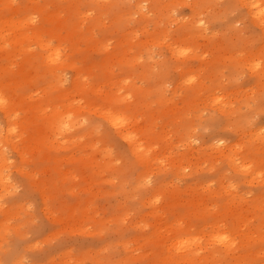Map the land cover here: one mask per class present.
<instances>
[{
  "label": "rangeland",
  "instance_id": "1",
  "mask_svg": "<svg viewBox=\"0 0 264 264\" xmlns=\"http://www.w3.org/2000/svg\"><path fill=\"white\" fill-rule=\"evenodd\" d=\"M107 1L108 2H106V0H97V2H95V0H82L81 4H79L80 0H0V20L7 17L15 18L17 16L25 17L26 19H28V17H34V20L31 19L29 20V23L23 25L22 31L29 32L31 29H34L33 26L43 29L50 27L57 29L52 38V40H54L52 41V44L55 45L61 43L64 46L65 54H68L70 57L72 55L71 58L73 60L77 57L75 61L77 62V65L86 69V77L90 78L88 79L89 81L93 78V73H99V62L105 56V51L100 50L102 53L96 49L93 51V48L89 45L87 39L91 34H94L96 38L104 39L105 42L108 43L107 47L110 53L118 50L120 55L121 52H124L125 57L142 55L137 63L129 64L132 67L128 66V64L121 66L116 59L111 60L109 69L112 70L114 75L112 74V78L110 77L104 82L102 86L103 90L107 93L116 92L119 95L123 94V96H127L126 102L123 103L125 105L127 102L131 103L136 99L130 93L134 85L137 86V88H150L151 93L148 96L149 99H147L148 97L145 98L140 95V100H137L142 102L137 104L140 105L136 107L137 109H133L136 111L134 115L138 118V123L140 125H144L145 123L150 124V126L153 127L152 130L161 135L168 132L169 139L167 138V140L159 142L164 148V150L162 148L161 152L164 154L163 159H180L181 155L190 150L189 153H186L188 158H190L189 161L196 162L200 168L197 172L190 171L189 167H186V159H183L184 173L176 179L172 170L169 169L171 165H168V160L164 163L165 166H163V168L165 169H162L160 174L155 173L156 170L153 171L154 174L150 176L151 178L149 177L147 180L148 182L146 181L147 184L144 185L145 188H135L134 182L141 170L140 164L134 162L127 143L106 122L101 113L85 105L81 94H75L74 98L72 97V103L73 105L80 107L82 112L80 116H82L83 122L87 123L90 121L95 125L96 136L93 135L92 138H85L79 144H73L71 146L66 144L59 147V144L53 143V147H49V149L45 148L46 150L44 149V154L39 153L32 145V141H21L17 136L15 137V134H17V129L15 127H26L28 132L33 134L35 129H37L36 123H39L40 120L32 114L23 112L18 106L14 105V109H17L14 111H8L6 108L7 101L11 98L14 99V103L16 104V102L18 100L20 101V98L22 97L23 106L46 100L44 96L41 97V92H35L38 89L37 85L43 84V79L38 74L39 71L42 75L43 67L41 57L38 56L41 52L39 51L40 47L34 38H21L17 43H14L13 41L0 42V47L4 49L3 51H0V67L6 66L9 62L6 52L16 51L13 57L14 64L9 65L6 72L0 70V81L10 84V92H0V101H4V104H0V148L3 151V156L5 155V162L2 163L4 166L0 167V172L4 175L2 176L3 179L1 178L2 183H0V264H52V262L53 264H143L145 263L144 260H148L149 257H151L149 256L151 250H156L155 247L159 248L161 246H159V244H161L160 242L162 241L164 247L172 249L170 250L171 252L178 254L179 252H184L176 249L173 243H176L178 238L187 237L196 239L197 244L201 247L197 250L199 253H206L207 249L219 251L218 263L216 264H229L226 262L229 260L228 257H224L223 253L229 257L242 258V256H240L241 254H248L250 251L252 252V250L259 253L258 261H260L258 264H264V238L258 240V242L257 240L253 241L255 238L254 236L257 234L260 235L261 232L264 236V227H262L264 226V214H262V218L259 219L257 217L258 212H254L250 206L253 197H257L258 194L264 198V195H262L264 194V161L261 162V160H264V84H256L255 75L252 72L254 70L244 61L245 56L260 51L262 52L261 58L264 62V35L262 31L250 21L246 8L242 6L238 0H236L237 3L234 0H200L202 5L199 9L194 7L195 0H175L176 3L169 7L172 16L170 20L169 17L164 16L157 11V4H155V2L162 1L161 4L165 5L171 0H117L118 2L120 1V5H118V2L116 3L115 0ZM135 1H141V12L148 14L147 19H142L140 12H136L137 2ZM87 3L89 5L92 4L93 8L96 7V10L92 9L91 6H89V8L88 5H85ZM110 4L113 7L117 4L116 6L119 9H116L115 6L114 8L116 11L114 8H112L113 10H110ZM54 5L56 6L54 7ZM79 5L85 6L80 8ZM152 6L153 12L149 13L148 7ZM44 7H46V9H44ZM64 9L66 10V14H64ZM107 10L113 13H110ZM41 13L46 15L49 14V19H42L43 15ZM82 13H85L87 16L85 14L82 15ZM76 15L78 17H76ZM102 15H104V18ZM67 17H69L70 20ZM71 17H74L76 21L75 19L71 20ZM83 17L84 19H81ZM194 17L200 19V26L203 28L204 26H207L204 28L205 34L186 36L183 33V28H185L184 24H189ZM64 18L65 20L68 19V23ZM86 18H88V20L90 18L91 20L88 22ZM38 19L40 20L38 21ZM84 20L87 21V23ZM64 21L67 25H63L65 24L62 23ZM112 22L115 23V25L111 24ZM95 23L97 26L94 25ZM67 26L71 29L65 28ZM164 28L168 29L165 40L166 42L160 41L154 43V45H151L153 42L147 43L153 33L157 34L159 31L161 33ZM77 31L81 33L77 34ZM111 31L114 32L115 36L114 34H111L113 33ZM115 32L120 36L117 39ZM3 33L6 34L10 40L12 39L13 36L11 34L13 32L11 30L3 31ZM75 35L76 37H74ZM101 36H104V38ZM124 38L126 39V47L123 45ZM68 39L71 40L68 41ZM79 39L81 40L80 43ZM82 39L83 42H87V45L82 42ZM181 39L183 40L180 41ZM176 40L180 41L177 44L190 46L193 50L192 52L195 54L197 53L199 57L201 56V59L194 56L192 58V56H189V53L182 57L173 56L170 52L169 46H173V43L176 44ZM75 41H78L77 44ZM112 42L118 46H114ZM167 43H171L172 45L170 44L167 46ZM78 46L80 51H78ZM120 47L122 49H119ZM74 49L77 51H74ZM81 49H83V51ZM70 50L74 52H71ZM130 51L132 53H130ZM84 54L85 57H87L86 59ZM232 54H236L240 57L238 62L230 59ZM144 55L146 58L143 57ZM24 56L28 57V60L30 61L24 63L21 62ZM79 59L85 60H83L84 65L83 62H81L82 60L80 61ZM178 61L180 62V67L177 64ZM182 61L184 62V65L182 64ZM22 63L23 65L20 68ZM143 63L145 64L144 66ZM229 65H231V67ZM95 66L97 68H95ZM144 67L148 68L150 75L153 78H151L150 75L144 74V77L141 74ZM165 67L166 69H163ZM92 68L95 69L93 70ZM186 68L200 69V74H198L203 79L202 81L204 82L205 87H207L208 81L210 83L214 80L210 84L208 83L209 86L207 88H214L212 92L223 94L226 97L227 102L231 101L232 103H230L232 105L230 107L233 108L232 112L226 114L225 112L221 113L214 109L209 101H207L208 99H205L207 95L206 92L204 93L205 97L203 96L204 99L202 98L203 100L200 101L199 104L200 108L201 106L204 108L201 109V113L197 115L199 118L195 115L196 111L194 109L191 110L189 107H187V109L184 104L188 101L187 97L189 98V93L184 92V90L186 91L189 87L180 82L181 76L185 74L184 70H186ZM96 69L98 70L95 72ZM109 69L105 70L106 75L109 74ZM127 69L134 71L132 77H127V73L129 72ZM92 70L94 72H92ZM61 73L64 77L61 88H68L74 70L64 68L61 70ZM153 73L154 75H152ZM21 74H25V76L20 77ZM34 74H36L37 77L35 76L34 80H32ZM88 74H91L92 76H89ZM105 74H103V76ZM204 74L206 76H204ZM29 77L31 78L29 79ZM161 78L164 80V82L162 81L164 96L166 98H173L176 108L179 110L175 114L162 110V107L157 105L158 103L155 100L153 92H157L154 89L160 85ZM145 81L149 83L146 84ZM219 81H222L220 84L223 89L218 83ZM153 83L155 84V87H153ZM217 83L219 85H217ZM19 86V89L23 92L17 88ZM158 89H160V86H158ZM218 89L221 90L218 91ZM58 93L59 92H53V95L56 96ZM142 97L145 98V101L151 103L148 110L144 106L146 105V102L143 101ZM180 100L181 102L183 101V103H181ZM95 101L98 104L102 101V98H97ZM144 102L145 104H143ZM44 104L46 105L45 111L47 112L51 106H48L47 103ZM245 106L246 108H244ZM238 111L241 112L238 113ZM234 113H236V115ZM174 117H177L178 121L172 122L171 120ZM191 117H195V123L198 122L196 124L197 126L195 125L193 127V143L190 144V146H184L182 144L175 145L178 141L175 137V133L173 135L171 133L172 127L173 131L176 127L178 128L180 126L178 129L181 128L180 131H182V125H186ZM226 117H228L229 123L227 122ZM186 118H188V120H186ZM184 119L186 120V123L184 122ZM169 120L171 123L167 125V123L170 122ZM179 120L183 121V123H180ZM22 124H24V126H21ZM243 124L248 126L245 127ZM28 127H30V129ZM20 128L18 130H20ZM7 129L11 132H7ZM80 130H82V126L76 125L72 127L68 133L70 134L71 132V135H74L76 132L79 133L78 131ZM254 133L259 134L257 140ZM50 136L52 140H54L59 135L51 134ZM218 137H222L221 139L223 142L227 144H250L249 149H244V155H247L245 160L249 161L251 158L250 160L254 161L258 159V165H260L262 169L261 176L256 177L259 178L258 180L255 178L251 183L244 181L242 176L227 169L224 162H222L223 160L217 156L215 150L210 148L200 150L205 145H210L211 142L216 144V139H218ZM249 138L252 139L251 142L249 141ZM92 139L94 142L97 140V143H91L93 142L91 141ZM213 139L214 142L212 141ZM169 140L173 145L170 144ZM167 141H169V143ZM16 144L18 145L17 148L15 147ZM20 146H24V152H26L24 160L21 159L17 150ZM168 146L173 147V150L170 147L168 148ZM32 147H34L35 150ZM102 149L104 150L102 151ZM106 151L108 154H105ZM54 152L59 155H56ZM174 152L177 153L175 154ZM35 155L38 157H34ZM107 155L108 157H106ZM200 155L201 157H199ZM238 156H241V153L234 155V157ZM100 157L101 160L99 159ZM163 159L158 162L163 163ZM254 162L252 166H255ZM208 165H211V167H208ZM249 165H251V163L248 164V166ZM105 167L106 171H104ZM59 172L60 174H58ZM156 182L166 183V185L162 186V194L159 196L160 200L163 199L164 193L169 189H171V191L172 189H180V192L177 190L179 193H176L175 191L173 192L172 201L174 204L172 207L174 208L169 211L168 208L165 209V207H163L162 210L157 212L158 214L163 215L157 220L158 224H164L165 216L168 215L167 219L172 223L168 229L176 232L169 235V233L172 232L167 234V232L162 231V235L158 239L154 237L149 238L151 236L150 223L152 216L148 214V207L142 204V199L149 194V190H151ZM196 183H201L204 186L202 188L198 187L197 189H193V186H195ZM229 184L233 185L229 186ZM219 188H221V190L225 189V191H223L224 193L220 192L217 193V195H215V193H209L210 190H217ZM236 194L237 196L241 195L244 199L238 204L240 206L237 207L236 205L233 208H230L231 210L234 209L233 211L219 206L225 201L224 199L226 197H235ZM174 197L175 200L177 199L176 201L174 200ZM248 198H250L251 201ZM262 200L264 201V199ZM194 201L196 203L198 202L201 207H207L204 208L201 215H196L190 211L189 213L181 215L180 219H175V216L177 217L180 213L184 212L185 207L183 204H189V202ZM262 206V208H264V202ZM221 210L223 211V214ZM239 213L247 218V222L245 224H238V232L242 234L248 230L247 232H250L249 234H251V236L254 233V236L250 237V239H253H248L249 241H246L245 239L242 240L243 237L241 238L240 233H238L236 239L239 238V241L236 240L235 242L237 246H233V252L235 254L231 251L225 252L224 247L221 244L217 243V241H215L216 243L213 242L214 240H212L213 236L211 234L215 231H221L222 235L230 236V233L232 232L231 226L234 223V220L232 221V219H234L235 215ZM69 214L72 216L67 217ZM70 219L71 221H69ZM211 223L216 224L212 226ZM254 228L256 229L254 230ZM257 228L259 230L258 232ZM162 229H164V225ZM160 238L163 240L160 241ZM246 250L248 252H246ZM147 252H149L148 255H146ZM233 254L235 256H232ZM125 258L127 260H125Z\"/></svg>",
  "mask_w": 264,
  "mask_h": 264
},
{
  "label": "bare ground",
  "instance_id": "2",
  "mask_svg": "<svg viewBox=\"0 0 264 264\" xmlns=\"http://www.w3.org/2000/svg\"><path fill=\"white\" fill-rule=\"evenodd\" d=\"M57 1V0H56ZM68 1V0H67ZM88 1V0H87ZM105 1V0H103ZM141 1H146V0H141ZM141 1L137 2L136 4V12H140L141 14V18L142 19H147L148 17V14L147 13H143L141 12V8H142V4L140 3ZM148 1V0H147ZM188 1V0H187ZM203 1V0H202ZM236 2V0H234ZM240 2V4H242V6H244L247 10V14L249 15V19L250 21H252L253 24H255L256 26H258L260 28V30L262 31L263 35H264V0H238ZM27 2V1H26ZM63 2V1H62ZM82 0H80V3L81 4ZM86 2V1H85ZM90 2V1H89ZM94 2V1H93ZM95 2H97V0H95ZM106 2H108L106 0ZM115 2L117 3L118 1L115 0ZM120 2V1H119ZM119 2L117 3L118 5ZM155 2V1H154ZM162 1H156L155 4L156 5V9L157 11L164 15V16H167L169 17V20L170 18H172L171 16V13H170V10H169V7H171L173 4L176 3L175 0H171L169 3L165 4V5H162L161 4ZM60 3V2H59ZM78 3V2H77ZM91 3V2H90ZM111 3V2H110ZM113 3V2H112ZM144 3V2H143ZM237 3V2H236ZM62 4V3H60ZM104 4V3H102ZM115 4V3H114ZM116 4V5H117ZM152 4V3H151ZM182 4V3H181ZM231 4V3H229ZM239 4V3H238ZM43 5V4H42ZM56 5H57V2H56ZM54 5V7L56 6ZM85 5H88L92 7V9H95L93 8L92 4L89 5L88 3L85 4ZM85 5H82V6H85ZM96 5V3H95ZM111 5V4H110ZM114 5V7L116 6ZM123 5V4H122ZM202 5V2L200 0H195L194 1V7H197V9L200 8V6ZM228 5V4H227ZM237 5V4H236ZM24 6V5H23ZM81 5H79V7L81 8L82 7ZM98 6V5H97ZM108 6V5H107ZM144 6V5H143ZM154 6V5H153ZM153 6L152 7H148V11L149 13L150 12H153ZM231 6V5H229ZM228 6V7H229ZM241 6V7H242ZM87 7V8H88ZM101 7V6H100ZM112 5H111V9L110 10H113L112 8H114ZM209 7V6H208ZM86 8V7H85ZM90 8V7H89ZM102 8V7H101ZM116 9L118 8L117 6L115 7ZM114 8V10H115ZM227 8V7H226ZM239 8V7H238ZM4 9V8H2ZM1 9V10H2ZM44 9H46V7H44ZM51 9V8H50ZM55 9V8H53ZM119 9V8H118ZM155 9V8H154ZM207 9V8H206ZM7 10V9H6ZM62 10V9H60ZM82 10V9H80ZM83 10H84V7H83ZM82 10V11H83ZM96 10V9H95ZM121 10V9H120ZM119 10V12H120ZM174 10V9H173ZM236 10V9H235ZM23 11V10H22ZM44 11V10H43ZM94 11V10H93ZM108 11V10H107ZM106 11V12H107ZM116 11V10H115ZM24 12V11H23ZM39 12V11H38ZM41 12V11H40ZM61 12V11H60ZM84 12V11H83ZM86 12V11H85ZM92 12V11H91ZM110 12V11H108ZM107 12V13H108ZM203 12V11H202ZM20 13V12H19ZM25 13V12H24ZM27 13V12H26ZM49 13V12H48ZM72 13V12H71ZM90 13V12H89ZM93 13V12H92ZM110 13H113V12H110ZM116 13V12H115ZM179 13V12H178ZM36 14H37V11H36ZM42 14V13H41ZM64 14H66V10L64 9ZM69 14V13H67ZM85 14V13H82V15ZM94 14V13H93ZM103 14V13H102ZM109 14V13H108ZM155 14V12H154ZM6 15V14H5ZM21 15V14H20ZM35 15V14H34ZM43 17L42 19L44 18H47L49 19V14L46 15V14H42ZM80 15V14H79ZM86 15V14H85ZM84 15V16H85ZM89 15V14H88ZM92 15V14H91ZM98 15V13H97ZM111 15V14H110ZM2 16V14H1ZM41 16V15H40ZM81 16V15H80ZM87 16V15H86ZM104 15H102L103 17ZM156 16V15H155ZM37 17V16H36ZM39 17V15H38ZM76 17H78L76 15ZM99 17V16H97ZM180 17V16H179ZM209 17V16H207ZM34 18V17H33ZM31 17H28V19H26L25 17H21V16H17L15 18H12V17H7V18H3L0 20V42L3 43L5 41H13L14 43H17L20 41L21 38H34L35 41L37 42L38 46L40 47V50L41 51L38 56L41 57V60H42V63H43V67H42V75L39 73L38 71V74L41 76V78L43 79V84H38L37 86V91L35 92H41V97H45L46 100L44 101H39L38 103H35V104H30L28 106H23V98L21 97L20 98V101L18 100L16 102V104L14 103V99H9L7 101V108L6 110L8 111H14V110H17V109H14V105L15 106H18L20 110H22L23 112H26V113H29V114H32L33 116H36L38 120H40V122L36 123V128L35 129V132L33 134L29 133L27 128L26 127H15L17 129V134H15V137L17 136L18 139H20L21 141H32V145L37 149V151L39 153H43L44 154V149L45 148H48L49 147H53V143H56V144H59V147H61V145H68V146H71L73 144H79L83 139L85 138H92L93 135L96 136L95 134V130L96 128L94 127L95 125L92 124L90 121H88L87 123L86 122H83V119H82V116L81 115V109L79 106H75L73 105L72 101H73V98L75 96V94H81L82 98L84 99V103L86 106H88L89 108L93 109V110H97L98 112L101 113V115L103 116V118H105L106 122L117 132V134H119L122 139H124V141L127 143L128 145V148H129V151H130V154L133 156V160L134 162H136L137 164H140L141 166V170L139 171L137 177H136V181L134 182V187L135 188H142L144 187L145 184H147V180L149 179V177L151 175H153V171L156 170L155 173H158L160 174L162 172V169H165L163 168V166H165V162L169 160L168 162V165L171 167L169 168L170 170H172V173L173 175L176 177V179H178L183 173H184V165L182 163V160L183 159H186V162H187V166L186 167H189L190 171L192 170V172L194 171H198L199 170V165L194 162H190V158H188V155H186V153H189V152H186L185 154L181 155L180 159L176 158L174 161L173 160H170V159H163L164 158V154H162V146L160 145L159 142H162V141H165L167 140L168 138V132L164 135H161L160 133H156V131H153L152 128L150 126V124H144V125H140L138 123V118L134 115V113L136 111H134L133 109H137L136 107L137 106H140V105H137V104H140L142 101H138L137 99H139L140 95L143 96V97H148L151 93V89L150 88H142V87H138L134 85V87L132 88L131 90V95L136 98L134 99V101H132L131 103L127 102V104H123L124 102H126L127 100V96H123L122 95H119L117 94L116 92L115 93H107L103 90L102 86L104 84V82H106V80H108L110 77L112 78V70L109 69L110 68V61L113 60V59H116V61H118V64H121V66L123 65H126L128 64V66H130L129 64H134V63H137L139 60H140V55H137V56H126L124 55V52H121V55L119 54L120 52L117 50V51H114V52H111L108 51V47H107V44L105 42L104 39H101V38H96V36L94 34H91L90 37H88L87 41L89 43V45L93 48V51L94 49L96 50H101V51H105V56L101 59V61L99 62V73L97 74V70H95L96 73H93L94 75L92 76L91 74H88L89 76L91 75L93 78L89 81L88 79L90 78H87L86 76V69L84 67H81L79 65H77V62L75 60H73L71 57L68 55V54H65V51H64V46L61 44V43H57L55 45L52 44V38L54 37L57 29L53 28V27H50V28H37L36 26H33L34 29H31L29 32L27 31H22V28H23V25L26 24V23H29V20L33 19ZM40 18V17H39ZM69 19V17H67ZM104 18V17H103ZM106 18V17H105ZM110 18V17H109ZM125 18V17H124ZM246 18V17H245ZM67 19V20H68ZM72 19H75L74 17L72 18L71 17V20ZM81 19H84L81 18ZM87 21L89 22V20H91L89 18H86ZM121 19V18H120ZM119 19V20H120ZM184 19V18H183ZM203 19V18H202ZM223 19V18H222ZM34 20V19H33ZM40 19H38L39 21ZM65 20V18H64ZM65 20L67 23L68 21ZM70 20V19H69ZM123 20V19H122ZM132 20V19H131ZM140 20V19H139ZM168 20V21H169ZM214 20V19H213ZM43 21V20H41ZM62 22V23H65ZM76 21V19H75ZM85 21V20H84ZM83 21V22H84ZM87 21H85L87 23ZM100 21V19H99ZM104 21V20H102ZM113 21V20H112ZM172 21V20H171ZM177 21V20H176ZM71 22V21H70ZM115 22V20H114ZM119 22V21H118ZM124 22V20H123ZM138 22V20H137ZM206 22V21H205ZM237 22V21H235ZM246 22V21H245ZM67 23L63 24V25H67ZM91 23V21H90ZM48 24V23H47ZM46 24V25H47ZM51 24V23H50ZM103 24V23H101ZM111 24H114L115 23H111ZM109 24V25H111ZM123 24V23H122ZM142 24V23H141ZM201 24V21L200 19H197L196 17H194L192 19V21L189 23V24H184L185 28H183V33L184 35L186 36H198V35H202V34H205V31H204V28L207 27V26H204V28L202 26H200ZM45 25V26H46ZM70 25V23H69ZM68 25V26H69ZM85 25V24H84ZM83 25V26H84ZM88 25V24H86ZM90 25V24H89ZM94 25L97 26V24L95 23ZM181 25V24H180ZM242 25V24H241ZM49 26V25H48ZM65 27V28H70V27ZM102 26V25H101ZM112 26V25H111ZM118 26V25H117ZM116 26V27H117ZM47 27V26H46ZM95 27V26H94ZM114 27V26H113ZM129 27V26H127ZM126 27V28H127ZM144 27V26H143ZM246 27V26H245ZM82 28V27H81ZM96 28V27H95ZM120 28V27H119ZM71 29V28H70ZM103 29V28H101ZM118 29V28H117ZM129 29V28H128ZM145 29V28H144ZM208 29V28H207ZM6 30H11L13 33L11 34L13 37L12 39L10 40L9 37L3 33V31H6ZM74 30V28H73ZM79 30V29H78ZM83 30V29H82ZM93 30V29H92ZM96 30V29H95ZM109 30V29H108ZM111 30V29H110ZM115 30V29H114ZM120 30V29H119ZM124 30V29H123ZM167 28H164L161 33L160 31L156 34H152V37L147 41L148 42H153L151 45H154V43H157V42H166V35H167ZM81 31V30H80ZM97 31V30H96ZM117 31V30H115ZM126 31V29H125ZM82 32V31H81ZM81 32H78L77 31V34L81 33ZM93 32V31H92ZM113 32V31H111ZM135 32V31H134ZM214 32V31H213ZM83 33V32H82ZM89 33V32H88ZM116 33V32H115ZM138 33V32H137ZM84 34V33H83ZM111 34H114L111 33ZM213 34V33H212ZM117 35V33H116ZM115 36V34H114ZM69 37V36H67ZM76 37V35L74 36ZM102 37V36H101ZM120 37V36H116V39ZM126 37V36H125ZM143 37V36H142ZM147 37V36H146ZM104 38V36L102 37ZM115 38V37H114ZM55 39V38H54ZM66 39V38H65ZM64 39V40H65ZM81 39V38H80ZM79 39V43H80V40ZM85 39V38H84ZM115 39V40H116ZM195 39V38H194ZM256 39V38H254ZM71 40V39H68V41ZM86 40V39H85ZM183 39H181L180 41H182ZM59 41V40H58ZM74 41V40H73ZM114 41V40H113ZM177 41V40H176ZM180 41H177L175 42L176 44L173 43V46H169L171 43H167V46H169L170 48V52L173 56H185L189 53V56H193L194 57H199V55L194 52H192L193 50L191 49L190 46H186V45H183V44H177L179 43ZM76 42V41H75ZM78 42V41H77ZM76 42V44H77ZM82 42H83V39H82ZM255 43H257L256 41H254ZM264 42V41H263ZM64 43V42H63ZM65 43L67 44L66 40H65ZM84 44L86 43L87 45V42H83ZM113 43V42H112ZM70 44V43H69ZM74 44V43H73ZM114 44V43H113ZM126 44V39L124 38V41H123V45ZM71 45V44H70ZM69 45V46H70ZM80 45V44H79ZM85 45V46H86ZM117 45V44H116ZM114 44V46H116ZM172 45V44H171ZM66 46V45H65ZM68 46V47H69ZM74 46V45H73ZM84 46V45H83ZM118 46V45H117ZM229 46V45H227ZM90 47V48H91ZM126 47V45H125ZM136 47V46H135ZM82 48V46H81ZM116 48V47H115ZM134 48V47H133ZM85 49V47H84ZM88 49V48H87ZM119 49H122L121 47ZM128 49V48H127ZM233 49V48H232ZM4 49H2V47H0V51H3ZM83 51V49H81ZM114 50V49H113ZM135 50V49H134ZM213 50V49H212ZM71 52H74V51H77L74 49V51L70 50ZM78 51L79 50V46H78ZM90 51V50H89ZM100 51V52H101ZM132 51V49H131ZM130 51V53H132ZM148 51V49H147ZM262 51V50H261ZM16 51H7L6 54H7V57H8V64L4 67H0V70L3 71V72H6V70L9 68L8 66L11 65V64H14V61H13V57H14V53ZM91 52V51H90ZM186 52V53H184ZM77 53V52H75ZM102 53V52H101ZM104 53V52H103ZM144 53V51H143ZM217 53V52H216ZM262 52H257V53H250L249 55L245 56L244 57V61L245 63H247V65H249V67L251 69H253L254 71H252L255 75V82L256 84H264V62L262 60ZM36 54V53H35ZM70 54V52H69ZM86 54V53H85ZM85 54H84V57H85ZM89 54V52H88ZM80 55V53H79ZM100 55V54H99ZM104 55V54H103ZM236 55V54H235ZM231 55L230 56V59L238 62L239 60V56L238 55ZM74 56V55H73ZM214 56V55H212ZM24 56L22 58V61L21 62H29L30 60H28V57ZM83 57V58H84ZM90 57V56H89ZM145 57V55L143 56ZM201 57V56H200ZM199 57V58H200ZM203 57V56H202ZM6 58V57H5ZM87 57H85L86 59ZM146 58V57H145ZM212 58V57H211ZM148 59V58H147ZM201 59V58H200ZM205 59V58H204ZM7 60V59H6ZM80 61L82 59H79ZM84 60V59H83ZM83 60L81 62H83ZM173 60V59H172ZM176 60V59H175ZM174 60V61H175ZM178 60V59H177ZM78 61V60H77ZM85 61V60H84ZM91 61V60H90ZM93 61V60H92ZM95 61V60H94ZM115 61V62H116ZM143 61V60H142ZM171 61V60H170ZM97 62V61H96ZM114 62V63H115ZM151 62V61H150ZM148 62V63H150ZM168 62V61H167ZM23 63L21 64L20 68L22 67ZM80 63V62H79ZM89 63V62H88ZM117 63V62H116ZM145 63V62H144ZM143 63V66L145 65ZM175 63V62H174ZM180 62L178 61L177 64L178 66L180 67L181 65L179 64ZM97 64V63H95ZM113 64V63H112ZM117 64V65H118ZM182 64L184 65V62L182 61ZM199 64V63H198ZM83 65H84V62H83ZM87 65V64H86ZM170 65V64H169ZM172 65V64H171ZM210 65V64H208ZM207 65V66H208ZM246 65V66H247ZM88 66V65H87ZM115 66V64H114ZM120 66V68H121ZM127 66V68H128ZM140 66V65H139ZM211 66V65H210ZM209 66V68H210ZM231 67V65H229ZM228 66V68H229ZM233 66V65H232ZM113 67V66H112ZM132 67V66H130ZM70 69V70H74V74L73 76L70 78V86L68 88H61L62 86V82L64 80V77L62 76V73H61V70L62 69ZM88 68V67H87ZM95 68H97L95 66ZM95 68H92L93 70ZM142 68V67H141ZM201 68V67H200ZM206 68V67H205ZM214 68V67H213ZM217 68V67H216ZM39 69V68H38ZM106 69H109V74L106 75L105 74V70ZM163 69H166L163 68ZM162 69V70H163ZM204 69V68H203ZM227 69V67H226ZM231 69V68H230ZM92 70V72H94ZM128 70V69H127ZM131 70V69H130ZM128 70L129 72L127 73V77H132L133 74H134V71L133 68L132 70L130 71ZM140 70V69H139ZM142 75L144 76L145 75H150V71L148 70L147 67H144L142 69ZM183 70V69H182ZM199 70L200 69H189V68H186L185 71V74H183L181 76V81L184 85H186L187 87L189 88H185L186 91L184 90V92H188L189 93V98L187 97L188 101L184 104V106L187 108H191L194 109L196 112H195V115H199L201 112V109H204L203 106H201V108L199 107V104H200V101H202L204 98L203 96L205 95L204 93L206 92L207 95L205 97V99H208L207 101H209L210 105L216 109L217 111L223 113L225 112L226 114L229 113V112H232L233 108L230 107L232 104L231 101H226V97L223 95V94H216L214 92H212L214 90V88H207L209 85V81L207 83V87L204 86V82L202 81L203 79L201 78V76L199 75ZM0 71V72H1ZM154 71V70H153ZM161 71V70H160ZM168 71V70H167ZM228 71V69H227ZM230 71V70H229ZM232 71V70H231ZM234 71V69H233ZM232 71V72H233ZM108 72V71H107ZM126 72V70H125ZM155 72V71H154ZM159 72V71H158ZM157 72V73H158ZM202 72V71H201ZM209 72V71H208ZM29 73V72H28ZM89 73V71H88ZM136 73V72H135ZM164 73V72H163ZM199 73V74H198ZM204 73V72H203ZM235 73V72H234ZM103 74H105L103 76ZM162 74V72H161ZM160 74V75H161ZM166 74V72H165ZM202 74V73H201ZM206 74V73H205ZM204 74V76H206ZM5 75V74H4ZM18 75V74H17ZM114 75V74H113ZM154 75V73L152 74ZM219 75V74H218ZM224 75V74H223ZM229 75V74H228ZM232 75V74H231ZM6 76V75H5ZM25 76V74H21L20 77H23ZM36 74H34L32 80H34ZM166 76V75H165ZM164 76V78H165ZM203 76V77H204ZM37 77V76H36ZM145 77V76H144ZM151 77V75H150ZM159 77V75H158ZM157 77V79H158ZM162 77V75H161ZM231 77V76H230ZM2 78V77H1ZM31 77H29L30 79ZM147 78V76H146ZM153 78V77H151ZM150 78V79H151ZM208 78V77H207ZM96 79V80H95ZM149 79V78H148ZM147 79V80H148ZM156 79V78H154ZM223 79V78H222ZM26 80V79H25ZM95 80V81H94ZM146 80V81H147ZM153 80V79H152ZM160 80V79H159ZM208 80V79H207ZM206 80V81H207ZM221 80V79H219ZM145 81V82H146ZM155 81V80H154ZM162 81L164 82V80H162L161 78V83L160 85V89H158V86L157 88L154 86L155 84L153 83V87H155V91L157 92H153L154 93V96H155V100L156 102L158 103L157 105H159L160 107H162L161 109L164 110V111H168V112H172L173 114L177 113L179 110L178 108H176V104L173 100V98H166L164 96V89H163V85H162ZM214 81V80H213ZM211 81V82H213ZM223 81V80H222ZM222 81L218 82L219 84L222 83ZM238 81V80H237ZM40 82H41V79H40ZM39 82V83H40ZM97 82V83H96ZM151 82V81H150ZM210 82V83H211ZM226 82V81H225ZM38 83V82H36ZM149 83V82H148ZM146 82V84H148ZM186 83V84H185ZM209 83V84H210ZM217 83V85H219ZM24 86V85H22ZM142 86V85H141ZM211 86V85H210ZM221 86V84H220ZM219 86V88H220ZM150 87V86H149ZM152 87V86H151ZM166 87V86H165ZM212 87H215V86H212ZM227 87V86H226ZM9 88H10V84L9 83H5V82H2L0 81V92H10L9 91ZM18 89L20 88L17 87ZM222 88V86H221ZM256 88V86H255ZM17 89V90H18ZM62 89V90H61ZM217 89V88H216ZM223 89V88H222ZM16 90V92H17ZM21 92H23L21 89H19ZM153 90V89H152ZM221 90V89H220ZM218 89V91H220ZM216 91V90H215ZM19 92V91H18ZM53 92H59L56 96L53 95ZM144 93V94H141V93ZM227 92V91H225ZM242 92V91H241ZM187 94V93H186ZM152 95V94H151ZM174 95V93H173ZM185 95V94H184ZM183 96V95H182ZM181 96V97H182ZM188 96V95H187ZM73 97V98H72ZM77 97V96H76ZM102 98V101L100 103H96V99L97 98ZM142 97V98H143ZM185 97V96H184ZM29 98V97H27ZM143 98V101H145ZM203 98V99H202ZM44 99V98H43ZM133 99V98H132ZM149 99V97L147 98ZM154 99V98H153ZM152 99V100H153ZM186 99V100H187ZM99 100V99H98ZM140 100V99H139ZM228 100V99H227ZM140 102V103H139ZM146 102V105H144L146 107V109L148 110V108H150L151 106V103L148 102V101H145ZM145 102L143 104H145ZM155 102V103H156ZM181 102V100H180ZM231 102V103H230ZM14 103V104H13ZM44 103H47L48 106H51V108L46 112L45 111V108H46V105ZM183 103V101L181 102ZM249 103V102H248ZM247 103V104H248ZM0 104H4V101H0ZM230 104V105H229ZM234 105V104H233ZM255 105V104H254ZM98 106V107H97ZM154 106V105H153ZM249 106V105H248ZM157 107V106H156ZM199 107V108H198ZM242 107V106H241ZM206 108V107H205ZM238 109H240L239 107H237ZM246 108V106L244 107ZM18 109V110H19ZM141 109V107H140ZM188 109V108H187ZM145 110V109H144ZM143 110V111H144ZM247 110V109H246ZM236 111V110H235ZM187 112H190V111H187ZM193 112V111H192ZM234 112V111H233ZM241 112V111H238V113ZM143 113V112H142ZM167 114V113H166ZM183 114V112H182ZM188 114V113H187ZM225 114V115H226ZM236 115V113H234ZM241 114V113H240ZM168 115V114H167ZM192 115V113H191ZM190 115V116H191ZM139 116V115H138ZM170 116V115H169ZM168 116V117H169ZM189 116V115H188ZM212 116V115H211ZM229 116V115H228ZM238 116V115H237ZM81 117V118H79ZM167 117V118H168ZM178 117V116H177ZM177 117H174L171 121L172 122H176L178 121V118ZM208 117V116H207ZM195 117H191L190 120L187 122L186 125H182V131H180V129H178L177 127L172 131L171 129V133L172 135L175 133V137L177 139V144H182L184 146H190V144L193 143V136H194V126L198 123H195L194 122V119ZM197 118H199V116H197ZM196 118V119H197ZM227 118V122H228V117ZM24 119V118H23ZM147 119V117H146ZM183 119V118H182ZM224 119V117H223ZM242 119V118H241ZM27 120V118H26ZM185 120V119H184ZM186 120H188V118H186ZM186 120L184 121L186 123ZM198 120V119H197ZM210 120V119H209ZM240 120V119H239ZM22 121V120H21ZM20 121V122H21ZM170 121V120H169ZM168 122V124L171 123ZM180 123L183 121L179 120ZM26 122V121H25ZM145 122V121H144ZM143 123V122H142ZM184 123V124H185ZM226 123V122H225ZM229 123V122H228ZM231 123V122H230ZM174 124V123H173ZM177 124V123H176ZM247 124V123H245ZM243 124V125H245ZM76 125H81L82 126V130L78 131L79 133L76 132V134L74 135H71V132L70 134L68 133L69 130L76 126ZM179 125V123H178ZM177 125V126H178ZM227 125V124H226ZM21 126H24V124H22ZM172 126V124H171ZM175 126V124H174ZM197 126V125H196ZM225 126V125H224ZM248 125H245V127H247ZM31 127V126H30ZM30 127H28L30 129ZM100 127V126H99ZM228 127V125H227ZM20 128V130H18ZM26 128V129H25ZM224 129V128H223ZM13 130V129H11ZM259 130L261 131V129L259 128ZM159 131V130H158ZM7 132H11L9 129H7ZM74 132V131H73ZM263 132V131H262ZM259 133V132H258ZM258 133H254V136H256V140L258 138ZM51 134H57L59 135L58 137H56L54 140H52L51 138ZM170 134V133H169ZM89 136V137H88ZM215 137V136H213ZM212 138V137H210ZM222 137H218V139H216V144L210 143V145H205L204 147H202L200 150L202 149H207V148H210L212 150H215V152H217V156L220 157L224 162L225 166L227 167V169H230L231 171H234L236 174L242 176L244 178V181L246 182H252L253 180H255L256 177H259L261 176V172H262V169L260 167V165H258V159L259 157H257L256 159L257 160H245L246 156L247 155H244V149L245 148H248L249 149V145H244V144H239V143H236V144H227L225 142H223V140L221 139ZM262 138V137H261ZM169 139V138H168ZM171 140V139H170ZM169 140V141H170ZM196 140V139H195ZM211 140V139H210ZM19 141V140H18ZM93 141V139L91 140ZM169 141H167L169 143ZM209 141V140H208ZM214 142V139L212 140ZM242 141V140H241ZM249 141L251 142L252 139L249 138ZM20 142V141H19ZM244 142V141H243ZM91 143H97V140H95V142H91ZM241 143V142H240ZM24 144V143H22ZM170 144H171V141H170ZM205 144V143H204ZM207 144V143H206ZM20 145V144H19ZM168 145V144H166ZM173 145V143L171 144ZM170 145V146H171ZM17 144L15 145V147L17 148ZM168 146V148L170 147ZM200 146V145H199ZM244 146V148H243ZM32 147L34 150L35 148ZM166 147V146H165ZM193 147V146H192ZM166 148V149H168ZM172 148L173 150V147H170ZM191 148V147H190ZM18 152L20 154V157L22 160L25 159L26 157V152L25 149H24V146H20L18 149ZM46 150V149H45ZM66 150V149H65ZM104 149H102L103 151ZM164 150V148H163ZM170 150V149H168ZM167 150V151H168ZM109 151V150H108ZM246 151V150H245ZM248 151V150H247ZM51 152V150H50ZM169 152V151H168ZM56 153V152H54ZM102 153V152H101ZM100 153V154H101ZM164 153V152H163ZM171 153V152H170ZM175 153V152H174ZM177 153V152H176ZM175 153V154H176ZM184 153V152H183ZM238 153H241V156H238V157H234V155L238 154ZM38 154V153H37ZM36 154V155H37ZM51 154V153H50ZM105 154H108V152L106 151ZM173 154V155H175ZM248 154V153H247ZM251 154V153H250ZM249 154V155H250ZM36 155L34 157H36ZM56 155H59L56 153ZM5 156V155H4ZM3 156V151L1 150L0 148V167L1 166H4V164H2L5 159V157ZM176 156V155H175ZM38 157V156H37ZM36 157V158H37ZM64 157V156H63ZM108 157V155L106 156ZM201 157V155L199 156ZM33 158V157H32ZM35 158V159H36ZM173 158V156H172ZM101 160V157L99 158ZM163 159L164 162L161 163V162H158L159 160ZM45 160V159H44ZM106 160V159H105ZM104 160V161H105ZM261 160V159H259ZM49 161V160H48ZM264 161V160H261V162ZM40 162V161H39ZM103 162V161H101ZM255 164V166L252 164ZM45 163V162H43ZM104 163V162H103ZM248 166V164H250ZM38 164V163H37ZM40 164L42 165V163L40 162ZM39 164V165H40ZM47 164V163H45ZM154 164V165H153ZM164 164V165H163ZM167 164V163H166ZM36 166V165H35ZM104 166V165H102ZM110 166V165H109ZM168 166V167H169ZM32 167V166H31ZM107 167V166H106ZM106 167H105V170L106 171ZM208 167H211V165H208ZM35 168V167H34ZM38 168V167H37ZM40 168V167H39ZM100 168V167H99ZM43 169V168H42ZM225 169V168H224ZM108 170V169H107ZM226 170V169H225ZM102 171V170H101ZM34 172V170H33ZM37 172V170H36ZM165 172V171H164ZM233 172V173H234ZM31 173V172H30ZM35 173V172H34ZM53 173V172H52ZM55 173V171H54ZM60 174V172L58 173ZM38 175V174H37ZM42 175V174H41ZM2 176H4L3 174H1L0 172V183H2L1 181V178ZM136 176V175H135ZM35 177V176H34ZM174 177V178H175ZM263 177V176H262ZM151 178V177H150ZM3 179V178H2ZM242 179V178H241ZM259 178H256V180H258ZM261 179V178H260ZM26 180V179H25ZM135 180V179H134ZM147 181V182H146ZM161 181V180H160ZM242 181V180H241ZM146 182V183H145ZM28 183V182H27ZM49 184V182H48ZM166 185L165 182H156L154 184V186L151 188V190H149V194H147V196H145L144 199H142V204L147 206L148 209H149V212L148 214H150L152 216V220H151V223H150V226H151V232H150V237L149 238H159L161 235H162V231H165L167 232V234L169 232H172V233H169V235L173 234L174 232L176 231H172L169 228V226L172 224L170 220L167 219L168 215L165 216V222L164 224L161 223V224H158L157 220L162 217L163 215L162 214H158L157 212L162 210L163 207L168 208L169 211L170 209L174 208L172 207L174 202L172 201L173 200V192L175 191L176 193L180 190L179 188L178 189H169L168 191H166L164 193V197L163 199L160 200V194H162V186ZM233 184H229V186H232ZM197 186V187H196ZM204 185L203 184H198L196 183L195 186H193V189H197L198 187H203ZM133 187V188H134ZM67 188V187H66ZM145 188V187H144ZM50 189V188H49ZM62 189V188H61ZM143 189V188H142ZM178 190V191H177ZM232 190V189H231ZM141 191V189H140ZM144 191V190H143ZM225 191V189L221 190V188L219 189H214V190H210L209 193H215V195H217V193H220V192H223ZM66 192V191H65ZM180 192V191H179ZM178 192V193H179ZM228 192V191H227ZM234 192V191H233ZM70 193V192H69ZM224 193V192H223ZM230 194H232L231 192H229ZM45 194V193H44ZM187 194V193H186ZM143 195V194H142ZM222 195V194H221ZM264 195V194H262ZM177 196V194H176ZM175 196V197H176ZM255 196V195H254ZM45 197V196H44ZM43 197V198H44ZM175 197H174V200H175ZM196 197V196H195ZM47 198V197H46ZM178 198V197H176ZM246 198V197H245ZM25 199V198H24ZM23 199V200H24ZM242 199H244L241 195H238L236 194L235 197H231V198H225L223 201V203H221L219 206L221 208H224V209H230V208H233L234 206L238 205ZM250 200V198H248ZM264 198H262L261 196H258L257 197H253L251 203H250V206L251 208L255 211H257V217L259 219L262 218V214H264V208H262V204H263V200ZM46 200V199H45ZM177 200V199H176ZM175 200V201H176ZM64 201V200H63ZM204 201V200H203ZM247 201V200H246ZM195 202V201H194ZM194 202H189V204L185 203L183 204L184 207H185V210L183 213H180L179 216H175V219H180V216L185 214V213H189L190 211L196 215H201L202 212L204 211V208L206 207H201V205L198 204V202L194 203ZM215 203V202H214ZM244 203V202H243ZM208 206V205H207ZM85 207V206H84ZM182 207V206H181ZM26 208V207H25ZM207 208V207H206ZM250 208V209H251ZM84 209V208H83ZM236 209V208H235ZM238 209V208H237ZM164 210V209H163ZM181 210V209H180ZM231 210V209H230ZM234 210V209H233ZM231 210V211H233ZM245 210V209H244ZM253 210H252V213H253ZM82 211V210H81ZM86 211V210H85ZM238 211V210H237ZM236 211V212H237ZM73 212H74V209H73ZM72 212V213H73ZM87 212V211H86ZM173 212V211H172ZM222 214H223V211L221 210ZM220 212V214H221ZM68 213V212H67ZM70 213V212H69ZM174 213V212H173ZM179 213V212H178ZM199 213V214H198ZM227 213V211H226ZM30 214V213H29ZM84 214V213H83ZM88 214V213H87ZM170 214V213H169ZM243 214V213H242ZM75 215V214H74ZM178 215V214H177ZM192 215V214H190ZM228 215V213H227ZM246 215V214H245ZM250 215V214H249ZM253 215V214H252ZM72 216L71 214L67 215V217H70ZM223 216V215H222ZM229 216V215H228ZM232 216V215H230ZM247 216V215H246ZM256 216V215H255ZM234 217V216H233ZM81 218V217H79ZM252 218V217H251ZM66 219V218H65ZM69 219V218H68ZM250 219V218H249ZM174 220V219H173ZM234 220V223L233 225L231 226V230H232V234L230 233V236L229 235H222L221 231H215L214 233H212L211 235L213 236L212 240H214L213 242L217 241V243L221 244L223 247H224V251L225 252H233V246L236 245V235L240 232H238V224L241 223V224H245L247 222V218L244 216V215H241L240 213L235 215V218L232 219V221ZM68 221V220H67ZM71 221V219L69 220ZM260 221V220H259ZM263 222V221H262ZM216 223H211L212 226H214ZM164 225V229H162ZM189 225V224H188ZM256 225V224H255ZM260 226V225H259ZM258 226V228H259ZM256 227V226H255ZM264 227V226H262ZM257 228V232L259 231ZM256 228H254L255 230ZM260 229V228H259ZM98 230V229H97ZM229 230V229H228ZM246 230V229H245ZM262 230V229H261ZM260 230V232H261ZM94 231V230H93ZM99 231V230H98ZM248 231V230H247ZM245 231L244 233H240L241 235V238L242 240L245 239L246 241H249L248 239H250V237H253L254 233L252 234H249L250 232H247ZM251 231V230H250ZM263 231V230H262ZM256 232V231H255ZM256 232V233H257ZM95 233V231H94ZM100 233V232H99ZM168 235V236H169ZM210 235V236H211ZM164 236V235H163ZM238 236V235H237ZM261 232V234H257L255 235L253 241L257 240H262V238H264V236ZM166 237V235H165ZM163 238V237H162ZM168 238V237H167ZM146 239V238H145ZM161 239V238H160ZM250 239V240H252ZM148 240V239H147ZM163 239H161L160 241H162ZM190 240V241H189ZM244 240V241H245ZM157 241V240H156ZM239 241V240H238ZM241 241V240H240ZM252 241V242H253ZM154 242V241H153ZM158 242V241H157ZM242 242V241H241ZM161 244H159V248L155 247V249L151 250L149 256V259L148 260H144L145 263L143 264H216L218 263V257H219V251L217 250H208L207 249V252L206 253H199L197 250L200 249L201 247L197 244L196 242V239L192 238V237H187V238H178L177 239V242L176 243H173L174 247L176 249H179L181 251H184V252H179L178 253H175V252H171L170 248H167V247H164L163 246V241L160 242ZM216 243V242H215ZM243 243H246V242H243ZM251 243V242H250ZM249 243V244H250ZM155 244V243H153ZM152 244V245H153ZM259 244V243H258ZM243 245V244H242ZM246 245V244H245ZM248 245V244H247ZM237 246V245H236ZM149 248V247H148ZM154 248V247H153ZM240 248V247H239ZM247 248H250V247H247ZM254 248V247H253ZM252 248V249H253ZM257 248V247H256ZM152 249V248H151ZM260 250V249H259ZM147 251V250H146ZM222 251V250H221ZM258 251V250H256ZM261 251V250H260ZM246 252H248L246 250ZM131 253V252H130ZM142 253V252H140ZM149 252H147L146 255H148ZM234 253V252H233ZM237 253V252H236ZM235 254V253H234ZM232 255V256H235V255ZM131 255V254H130ZM224 257H228L229 260H227L226 262H228L229 264H258V259H259V253L258 252H255L252 250V252L250 251L248 254H245V255H240L242 256V258H236V257H229L227 255H225L223 253ZM230 255V254H229ZM127 256V255H126ZM125 256V257H126ZM138 256V255H137ZM221 258V257H220ZM223 258V257H222ZM144 259V258H143ZM125 260H127L125 258ZM53 264V262H52ZM261 264V263H260ZM263 264V263H262Z\"/></svg>",
  "mask_w": 264,
  "mask_h": 264
}]
</instances>
